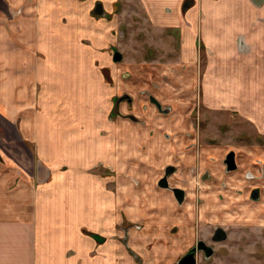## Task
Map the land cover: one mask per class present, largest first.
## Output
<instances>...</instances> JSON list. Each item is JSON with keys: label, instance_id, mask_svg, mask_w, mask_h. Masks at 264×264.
<instances>
[{"label": "crops", "instance_id": "crops-1", "mask_svg": "<svg viewBox=\"0 0 264 264\" xmlns=\"http://www.w3.org/2000/svg\"><path fill=\"white\" fill-rule=\"evenodd\" d=\"M2 1L0 264L176 263L222 212L178 205L159 189L139 206L123 196L120 208L106 188L114 177L95 171L114 165L120 134L109 120L114 88L101 70L119 52L110 48L114 0ZM140 3L152 27L176 36L188 65L198 42L206 49V106L236 111L264 133V0ZM119 213L139 228L123 229Z\"/></svg>", "mask_w": 264, "mask_h": 264}, {"label": "rangeland", "instance_id": "rangeland-1", "mask_svg": "<svg viewBox=\"0 0 264 264\" xmlns=\"http://www.w3.org/2000/svg\"><path fill=\"white\" fill-rule=\"evenodd\" d=\"M111 12L118 27L110 48L122 58L113 65H102L101 70L114 88L109 120H114L120 134L114 137V165L101 163L95 171L114 177L106 185L114 194V206H125L123 196L131 200L126 205L132 206L134 199L139 206L146 202L145 195L152 199L153 189L171 192L172 186L186 183L185 198L176 201L178 205L188 200L197 207L205 204L220 212L236 209L241 214V218L226 220L230 235L213 244L216 256L201 257L199 264H264V133L238 112L224 106L212 110L202 101L209 65L204 63L207 54L200 42L197 60L188 65L190 60L179 55L176 36L169 30L158 31L144 19L146 10L140 0H114ZM145 128L148 131L143 133ZM231 151L238 159L236 169L228 171L223 162ZM10 152L15 153L14 149ZM258 164L261 169H256ZM168 167L172 170L167 176L169 188H165L158 182ZM194 168L196 176L190 179L188 170ZM250 173L256 178H243L242 174ZM206 175L214 178L213 198L208 197L211 182L206 183ZM253 189L258 190V197H251ZM114 216L122 218L120 225L126 231L140 226L131 224L124 213Z\"/></svg>", "mask_w": 264, "mask_h": 264}, {"label": "flooded vegetation", "instance_id": "flooded-vegetation-1", "mask_svg": "<svg viewBox=\"0 0 264 264\" xmlns=\"http://www.w3.org/2000/svg\"><path fill=\"white\" fill-rule=\"evenodd\" d=\"M121 54V53H120ZM121 58H122V55H121ZM115 61H119V60H115ZM228 154V153H227ZM226 158V157H225ZM224 158V159H225ZM235 159H238V157L234 154V163L236 162L235 161ZM224 163V162H223ZM217 164H219V163H217ZM212 165L214 166L215 164L214 163H212ZM224 166H225V169L227 170V165L224 163ZM256 166V169H261L262 167L261 166H259V164L258 165H255ZM255 168V167H254ZM236 169V164H235V168L234 169H232V170H235ZM171 171L172 170V168L171 167H168L167 168V170L166 171ZM195 170H196V168H194L193 170H188V173H187V176L191 179V178H194L196 175H195ZM228 171H231V170H228ZM224 172L222 171V173H218V176L220 177L222 174H223ZM168 172L165 174V176H163V177H166V182H167V184H168ZM242 176H243V178L245 179V178H247V179H254V178H256V174H252V173H250L249 175H244V174H242ZM206 177H208V180H211L209 177L210 176H208V175H206ZM249 177V178H248ZM236 178H238V176H236ZM214 179V178H213ZM212 179V182H211V184L209 185V187L211 188V189H209L210 191L208 192V197L210 196V197H215V194H214V192L216 191L215 189H214V186H215V184H214V180ZM242 179V178H241ZM244 179H242V180H244ZM237 180H240V177L237 179ZM252 182H256V184H260L261 185V182L259 183V180H255V181H252ZM184 186H182V185H177V186H174V188L176 187V188H180V189H182L183 190V192H184V194H183V199L185 198V194H186V191H185V189H184V187L187 185L186 183H183V182H181ZM186 184V185H185ZM169 186V185H168ZM218 186H220V185H218ZM208 187V188H209ZM171 188H173V186L171 187ZM219 190V189H218ZM217 190V191H218ZM222 191V190H221ZM224 191H228L227 189H224ZM172 192V191H171ZM211 193V194H210ZM172 194H173V192H172ZM173 196H174V194H173ZM251 197H253V198H255V197H258V190L257 189H253L252 191H251ZM175 198V197H174ZM176 199V198H175ZM183 199H182V201H183ZM177 201V200H176ZM178 202V201H177ZM209 208H211V209H214V206H208ZM196 208L198 209V208H200V206H196ZM191 216H193V217H196V215L195 214H191ZM230 217H234V218H236V217H238V218H241V214H240V212L238 211V210H236V209H234V210H225V211H222V217H221V214L219 215V214H213V215H211L210 217H209V219H207V223L209 224V227H208V231L205 233V234H203V232L201 233V235L199 236V237H197V239H196V241H195V243L187 250V251H185L178 259H177V261L183 256V255H185L192 247H195V252H194V254H193V256H194V259H195V261H196V264H199V261H200V258L202 257H204V258H208V257H210V256H212V255H215L216 256V252H215V250H216V247H214V245L213 244H216V243H221V242H223V241H225L228 237H229V235H230V232L227 230L228 229V227L227 226H225L226 225V220H228ZM217 224V225H216ZM212 225H213V227H212ZM221 225V226H220ZM223 225H224V227H223ZM210 227H211V231H209V229H210ZM202 242V246H207L208 248H210V254L209 255H206V252H205V250H203L202 248H198V244H200ZM209 251V250H208ZM202 260V259H201ZM177 261H176V263H177ZM176 263H174V264H176Z\"/></svg>", "mask_w": 264, "mask_h": 264}, {"label": "water", "instance_id": "water-1", "mask_svg": "<svg viewBox=\"0 0 264 264\" xmlns=\"http://www.w3.org/2000/svg\"><path fill=\"white\" fill-rule=\"evenodd\" d=\"M121 59V54L119 52H115L114 53V60H120ZM224 163L227 165V170H232L235 168V163H234V153L231 151L226 155V158L224 159ZM168 171H166L167 173ZM159 186L161 187H165V188H169L167 182H166V177H162L159 182H158ZM171 191L174 194V197L176 198V200L181 203L182 199H183V190L180 188H170ZM202 242L200 244H198V248H202L203 250H205L206 255H209L210 252V248H208L207 246H202ZM209 250V251H208ZM195 252V247H192L185 255H183L176 264H196V261L194 259V254Z\"/></svg>", "mask_w": 264, "mask_h": 264}]
</instances>
